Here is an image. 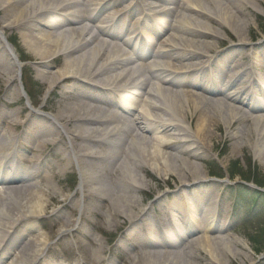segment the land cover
I'll return each instance as SVG.
<instances>
[{
  "label": "bare ground",
  "instance_id": "bare-ground-1",
  "mask_svg": "<svg viewBox=\"0 0 264 264\" xmlns=\"http://www.w3.org/2000/svg\"><path fill=\"white\" fill-rule=\"evenodd\" d=\"M224 1L229 5H224L223 0H131L129 6L126 4L127 9L123 11L117 5L121 0H86L84 3H79V0H8L11 5L6 4L8 7L17 4L24 6L14 13L12 24L0 26V48L7 54L11 68V72H7L9 79H6L5 83L17 79L21 64L16 53L8 46L2 29L40 22L54 31H39L33 37L30 36L28 49L41 58L40 63H43V67L49 66L51 59L64 58L61 69L55 72V77L47 83L43 93L44 101L54 85L53 81L62 78L74 79L81 85L83 91L100 88L112 92L121 99L108 105L81 91L83 95L80 102L69 105L56 114L46 113V117L42 116L47 124L55 127L53 132L48 131L44 134L40 144L44 146L47 142L54 141L53 134L49 133L56 132V135L62 134L67 137L65 143L67 146L63 151V157L67 162L63 166L58 165V168L60 172H65L67 164L75 163L80 178L78 189L81 193L76 208L82 210V216L93 214V207L95 205L99 207V203L105 200L107 202L105 218L110 227L112 223L123 220L130 224L128 237L133 236L137 230L144 232L142 235L149 236L146 247L148 250L141 251L137 259H132L133 264H155L159 260H166L170 255L167 252H158L159 249L155 248L159 246L153 239L154 237L157 239L155 227L158 224L155 225L149 217L148 210L143 207L144 203L137 204L135 199V194L142 192L146 185L143 175L140 174L141 169L148 168L159 176L168 175L167 173L177 174L183 187L171 195L164 193L159 199L164 197L167 201L173 200V205L168 208L174 213H181L183 226L186 215L194 217L189 213L195 205L197 210L202 212L203 221L211 216L215 199L207 198L206 202L195 205L192 202L190 205L178 200L180 194L189 188L199 190L208 184L206 178L198 173V167L183 157L185 154L188 158L204 156L207 138L211 134L208 128L212 118L202 108L209 106L223 118L225 125L237 117L248 119L244 116L246 112H242L234 104L240 102L242 97L240 94H247L244 90L246 88H239L244 90L242 93L238 91L226 94L229 89L235 88L234 84L229 83L230 80L220 89V92H225L223 100L211 99L195 91L174 89L179 87L174 84L173 74H184L180 79L188 78V83L196 88L206 79L220 77L216 73H208L207 70L215 57L214 52L210 50L212 44H204L205 46L200 49L193 39L201 36L199 34L207 36L212 35L210 33L216 34L211 30V20L231 28L235 34L246 25L236 13L239 5L235 4V1L233 3L229 0ZM257 1L264 0H236L237 3L249 7ZM107 3H112V12L111 9H107ZM149 4H154V7L145 14L135 15L137 17L134 27L131 26L123 37L125 15L136 10L145 12ZM54 13L56 15L63 13L64 26L52 22L51 16ZM99 19L102 21H98ZM155 21H158L156 24L160 27V34L170 31L167 38L162 41L157 39L158 36L151 31V26L147 25ZM117 24L120 27L119 32H115L116 29L113 28ZM240 33L239 45L246 44L244 41L247 38L243 32ZM237 61L236 57L230 59L231 64L233 62L236 64ZM241 72L243 71H234L232 75H235V80L240 77ZM201 87V90L207 93L208 88L204 85ZM21 93L18 91L17 96H21ZM30 105L28 99L27 106ZM246 106L249 107V104ZM183 108L198 111L200 113L198 121L190 120ZM255 108L259 106H251L249 110ZM133 110L138 112L137 115L129 116ZM38 111L42 112L43 106ZM60 122L67 124L63 126ZM251 122L254 131L257 132L255 148L258 146L264 148V117L256 116ZM238 133L239 131H236L232 136L237 137ZM9 135V129H2L0 216L4 218L2 220L4 222L0 220V251L4 249L1 248L2 244L8 241L7 238L12 231L19 229L28 218L37 219L43 216L46 208V202L42 200L41 191L37 188L39 183L24 186L10 183L9 179L20 171L15 158L18 157V149L22 144L19 138ZM76 139L80 142L75 144ZM122 145L126 146L123 152L120 149ZM172 148H179L178 153L183 158L177 155V152H168ZM120 157L122 160L115 164L114 179L108 180L107 175L111 171L106 170L104 162L110 159L118 160ZM187 174L192 177L193 183L186 181ZM47 176L48 174L45 175ZM50 181L51 179L47 184ZM122 184L132 189L134 196L127 193L117 194L116 191ZM55 192L67 201L68 197L64 195L65 191L62 188ZM69 223L68 226L72 227L76 224L70 220ZM209 224L202 225L206 226L204 231L215 228ZM192 229L196 230L195 227L186 226L187 231ZM65 230L66 227H61L58 232L63 234ZM165 231L162 237L169 233L168 228ZM36 232L37 239L31 241L23 251L17 252L8 264H40L41 261L47 264L45 251L50 243H47L39 229ZM233 241L248 247L241 239ZM213 244H220L223 250L230 254V248L224 246L220 238L197 239L191 246L204 251L213 263L224 264L214 255L216 248ZM6 255H3V259Z\"/></svg>",
  "mask_w": 264,
  "mask_h": 264
},
{
  "label": "rangeland",
  "instance_id": "rangeland-1",
  "mask_svg": "<svg viewBox=\"0 0 264 264\" xmlns=\"http://www.w3.org/2000/svg\"><path fill=\"white\" fill-rule=\"evenodd\" d=\"M229 1L231 3L235 1V4L239 5L240 8L237 12L233 11L240 16L241 20L246 22V25L240 28V32H243L244 37L247 38L244 41L246 44L239 45L238 35L241 34L240 32L235 34L231 28L219 25L213 20L210 21L212 23L211 30L216 34L210 33L213 36L199 34L201 36L192 39L200 49L205 46L204 44H212L210 50L217 56L225 53L231 58L236 57L238 59L234 64L237 65L236 71L249 69L244 74L245 76L240 75L234 84L243 81L245 78L252 79L255 77L257 81L252 83L253 88H255L254 91L247 90L252 94H240L242 96L240 102H234L235 106L240 108L239 110L246 112L244 116L248 119L244 120L237 117L233 122L225 125L223 118L218 113L209 106H203L202 109L207 111L210 118H212L208 128L211 134L207 138L208 143L205 147L206 150H204V156L188 158L185 154L183 157H186L191 164L196 165L198 173L204 179L206 178L208 184L200 192L206 196L208 195V197L210 196L212 200L216 198L218 203L217 205L213 204L215 213L203 221L198 220L195 222L193 218L187 220V228L195 227L196 230L187 231L186 227H183L175 217L172 218V220H176L175 231L170 228L165 237H162L163 234H161L166 233L165 230L160 233L156 231L157 239L155 237L153 239L159 246L155 248L159 249L158 252H167L170 255L167 257L168 260L162 259L155 264H215L204 251L191 246L197 239L206 238L215 240L220 238L224 246L230 248V254H228L220 244H213L216 248L214 255L219 257L224 264H264V244L259 253L261 255H258L250 242V238L258 235L261 229L264 228V203L262 199L264 195L256 201L252 194L257 195L259 189L252 182L240 181L238 177L234 181H229L226 171L229 164L236 160H239L245 170L247 162L250 160L257 170L255 173L257 181L264 177V148L259 146L255 148L257 146V132L254 131L255 128H253L251 122V119L256 116L264 117V1H257L250 7L239 4L236 0ZM80 2L84 3L85 1L80 0ZM129 2L130 0H121V2H117V5L123 11L125 9L124 5H128ZM9 3L8 0H0V26L12 24L14 13L20 11L24 6L23 4H17L8 7L6 4ZM223 4L229 5L224 0ZM149 6L154 7V4H149ZM106 7L110 10L113 7L112 3H107ZM138 13V11L134 12V14ZM126 16L130 18L129 12ZM62 17L63 13H60V15L54 13L51 20L54 24L64 26L62 25L64 23ZM133 22L131 21V25ZM2 30L7 40L16 45L15 52L21 64L18 78L5 83V80L9 79L7 72H11V68L9 59L0 48V133L2 129L7 128L10 131L9 136L19 138L22 144L21 148L18 149L19 156L17 159L23 165L21 171H19L22 172L23 170V175L15 174L9 181L17 186L39 183L37 188L41 191L42 200L46 202V208L43 216L37 217V219H26L19 229L11 233L9 239L7 238L6 247L5 243L2 245L5 250L1 252L0 264H8L17 252L23 251L31 241L37 239V229L46 238L47 243H50L45 253L47 259L64 260L67 264H74L75 262L79 264H133L132 259H137L141 251L148 250L146 247L148 246L149 236H144L138 240H136V236H133L131 238L136 241L128 242L132 240L127 236L129 226H126L128 223L119 220L112 223L110 227L108 220L105 218L107 210L105 200L99 203V207H96V205L93 207V214L87 215V217L82 216V210L76 208L78 198L81 197L78 189L80 180L76 165L74 162L70 163L68 161L70 164H67L65 172H60L58 168V165L63 166L67 162L63 157V151L67 146L65 144L67 137L62 134L56 135V132L49 133L53 134L54 141L47 142L44 146L40 144V139L45 136L44 134L48 131L53 132L55 127L47 124L43 117H46L47 114H56L63 111L65 107L80 102V97L83 95L81 85L77 84L74 79L62 78V80L53 81L54 85L49 91V95L45 101L43 100L47 83L51 82L55 77V72L61 69L64 58L51 59L49 66L43 67V63H40L41 58L31 49H28V41L30 36L33 37L39 31L50 32L54 30L52 28L48 29L40 22L22 24ZM158 32H160V28L154 30V34ZM169 32L159 33L157 36L160 39L158 40L162 41L167 38ZM182 75L184 74H173L174 84L179 87H174L175 90L195 91L211 99H224L225 92H220L221 84L218 81L209 82L204 80L201 86L204 85L208 88L207 93H204L201 86L192 87L188 83V78L180 79L184 77ZM223 80L228 81L230 77H225ZM239 88L241 86L238 84L233 90L229 89L226 94L235 93ZM18 91H24V93L17 96ZM91 92L92 97H96L105 104H110L112 100L116 101L115 95L111 92L106 91V93H103L98 90ZM28 99L31 107L26 106ZM247 103L249 107L259 106V108L249 110V107L246 106ZM42 106L43 113L38 111ZM183 110L190 120H193V122L198 121L200 114L198 111H194L192 108L191 110L183 108ZM137 113L136 110H133L128 115L136 116ZM63 122H60V124L63 126L67 124ZM236 131H239V133L237 137H233L232 134ZM78 142L80 140L76 139L75 144ZM108 142L111 143L110 140ZM123 145L120 148L121 152L126 148ZM179 150V148H172L168 152H177V155L181 157L178 153ZM121 160L122 157L118 160L110 159L104 162L106 170L111 171L107 175L108 180L109 178L114 179L115 164H118ZM217 166L222 169L221 174L224 176L222 179H213L210 176ZM214 172L220 173L217 170H214ZM46 174H48L47 177H45ZM140 174L143 175L146 185L142 192L135 194L137 204L143 202L145 210L148 209L153 220L158 221V224L162 225L161 227L169 226L170 214L165 209L163 211L158 210L159 206H164L166 203L163 204L157 200L164 193L171 195L181 186L183 187V184L178 180V175L167 173L168 175L162 174L159 176L148 168L141 169ZM243 178L246 180L247 174H244ZM50 179L51 181L47 184ZM186 181L193 183L192 177L188 174ZM229 185L231 186L229 187ZM120 187L116 191L117 194L127 193L134 196L132 195V189L130 190L124 184ZM59 188L65 191L64 195L68 197L67 201L55 192ZM195 190L185 192L183 194L185 199L189 197V193L195 195ZM260 190L264 194V188ZM238 191L246 194L241 196ZM254 201L257 204L252 206L251 204ZM137 208L136 206L135 209ZM153 208H156V212L152 214ZM11 212L14 213L13 209H11ZM199 217L197 215L194 219ZM3 219L0 216L1 222H4ZM69 220L72 223L76 222L75 227L68 226L70 224ZM196 223L199 225L197 226ZM207 223H211L215 228L204 231L206 226L202 225H207ZM61 227H66L64 234L58 232ZM233 239H241L248 247L235 243ZM4 254H7L5 259H3Z\"/></svg>",
  "mask_w": 264,
  "mask_h": 264
},
{
  "label": "trees",
  "instance_id": "trees-1",
  "mask_svg": "<svg viewBox=\"0 0 264 264\" xmlns=\"http://www.w3.org/2000/svg\"><path fill=\"white\" fill-rule=\"evenodd\" d=\"M217 167L214 170H217L220 173L215 172L212 174V176L213 177H222L223 176L221 174L222 169L219 167L217 168ZM226 171L228 173L230 180H233L237 177H239L240 180H242V181H246V180L247 181H250V180L254 181L255 180L254 182H256V185L258 188L264 187V177L257 181V178L255 177V175H256L255 173L257 170H256L255 166L252 165L250 160H248L247 167L245 170L243 169V166L240 164L239 160H236V161L231 162L229 164V166L226 168ZM244 174H247L246 180L243 178ZM257 195H258L257 197H260V196L262 197L263 194L259 192ZM263 202H264V198H263ZM258 235L250 238V242L253 245V247L257 253H259L261 251V247L264 244V228L261 229V231L258 233Z\"/></svg>",
  "mask_w": 264,
  "mask_h": 264
}]
</instances>
